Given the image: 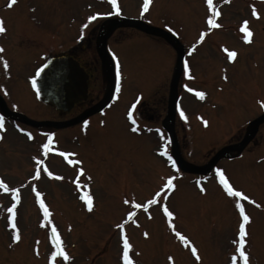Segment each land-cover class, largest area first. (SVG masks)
Segmentation results:
<instances>
[{
	"label": "rangeland",
	"instance_id": "rangeland-1",
	"mask_svg": "<svg viewBox=\"0 0 264 264\" xmlns=\"http://www.w3.org/2000/svg\"><path fill=\"white\" fill-rule=\"evenodd\" d=\"M4 1L7 0H0V5ZM142 4L143 0H117L120 9L118 15L136 17L146 24L160 26L168 31L171 28L170 32L178 36L188 49L186 62L189 76H185L182 71L176 93V105L184 111L186 118H181L175 108L177 119L174 125L175 129L179 126L182 134L179 141L182 156L203 164L221 146L222 138L226 140L232 136V141L239 140L247 120L264 110V0H213L211 9L206 0H149V7L143 12ZM253 8L258 13L257 17L252 15ZM215 11L220 12L218 17L214 16ZM13 12L19 20L16 25L26 27L28 17L21 18L20 12H24V15L28 12L34 20L40 16L49 20L55 14L57 18L52 24L64 21L65 17H68V21L71 19L74 25L69 31L63 30L62 25L59 30L51 28V24L48 27L49 31L46 32H50L49 38L55 36L57 42L67 31L73 39L78 36L79 22L86 14L87 17L94 13L117 14L108 0H15L14 4L0 10L1 15ZM210 15L221 27L212 28L215 29L212 38L208 40L210 35H206L190 52L200 32L207 30L208 34L210 26L206 18ZM245 20L253 34L251 42H245L244 34L240 31V25ZM38 25L46 28L43 20ZM38 25L31 24L33 28ZM119 36L112 37L113 45ZM46 39L42 37L43 45ZM22 41L25 44L27 40L22 38ZM213 44H222L229 51H235L237 56L234 61L229 62L227 56L223 57ZM125 45V49L115 46V50L120 54L118 56L126 72L125 83L129 86L130 94L141 92L147 96L153 91L150 82L155 80L159 70L158 65L152 70L148 67L145 69L147 53L160 50L165 66L157 78H170L175 52L164 40L155 38L151 33L137 32L136 59L130 53L132 63L129 60L128 42ZM55 49L60 50L61 46L55 45ZM31 60H26V66L20 65L18 72H11L16 74V78L10 79L12 83L8 81L7 92L15 95L18 90L16 97L20 102L19 109H29L35 116L42 113L57 118L58 114L52 106L40 105L35 110L30 108L36 104L34 99L30 101L35 94L27 88L20 74L29 75L32 68L43 59H38L28 69L27 64ZM224 76H227L226 80ZM185 85L191 87L193 92L189 93ZM21 86L24 89H18ZM162 91L165 93L166 87ZM197 91L206 93L203 100L195 95ZM127 93L125 87L123 94ZM158 101L160 95L152 103L156 105ZM123 108L124 105L116 108L118 119L114 116L112 119L116 120H110L109 127L98 125L91 128L83 140L80 136H76L75 140L68 139L72 133L77 135L76 127L53 129L57 148L68 153L81 152L78 160L82 164L79 165H65L61 157L41 154L39 146L47 138L43 127H39V130L44 129L39 131L36 127L22 124L32 134L31 140L28 135L25 136L28 132H18L10 125L0 131V180L9 188L17 185L20 190L17 189L20 196L17 202L11 200L10 192L0 189V264H49L48 257L53 250L49 240L52 226L60 234L63 250L69 256L67 261L63 257L55 258L54 264H121L117 228L114 225L122 223L129 211L135 213V227L131 226V221L125 224L134 264H169V256L173 257L174 264H231V256L235 253L232 241L236 238L241 217L235 208L234 199L217 186L215 176L209 174L210 178L201 182L206 189L205 193H201L196 183L192 182L193 174L180 173L176 175V188L167 195L166 200L163 196L158 200L166 203L169 210L174 212L176 230L188 237L197 248L199 261L191 255L190 248L173 237L167 219L157 205H150L146 212L143 208L134 207V204H143L154 194L152 188L157 187L162 181L161 175L166 174L164 162L154 152L165 135L152 128L159 125L155 119L159 121L163 111L155 112V119L149 122L151 127L147 129V135L133 136L125 129L121 115ZM198 116L207 121L205 126L200 125L203 120L198 119ZM181 122L185 127H182ZM259 129L258 136L242 152V157L228 159L226 156L214 164V168L223 170L235 189L257 203L253 204L254 207L249 201L241 200L250 218L245 225L247 243L244 248L249 264H264V121ZM33 157L40 158L54 176L58 175L62 179L51 178L42 169L37 179L29 180L31 169L36 165ZM80 167L84 171L77 176ZM74 181L79 182V190L83 194L93 197L94 208L91 212L85 211L82 206L83 201L79 199L81 193L72 186ZM31 183L36 185V190L42 194L41 198L52 213L50 224H40L43 214L39 205L36 207L32 201L29 191ZM125 199L129 204H124ZM12 204L16 205L12 223L16 224L21 237L15 244L11 240L13 229L9 227L7 212ZM145 231L149 233L148 238L143 235ZM237 264H242V261L238 260Z\"/></svg>",
	"mask_w": 264,
	"mask_h": 264
},
{
	"label": "snow or ice",
	"instance_id": "snow-or-ice-1",
	"mask_svg": "<svg viewBox=\"0 0 264 264\" xmlns=\"http://www.w3.org/2000/svg\"><path fill=\"white\" fill-rule=\"evenodd\" d=\"M108 2L111 4L112 9L119 14L120 9L117 5V0H108ZM222 2H227V0H222ZM15 3V0H7V6H11L12 4ZM206 3L208 4L209 8H212L213 5V0H206ZM149 7V0H143V4L141 5V11H145L147 10ZM101 15H112V12H107V13H94L93 15H89L87 17L88 21H92L94 20L97 16H101ZM220 15L219 11H215L214 12V16L218 17ZM252 15L254 17L258 16V13L256 12L255 8L252 9ZM206 23L209 27V31H211L212 28H220L221 25L216 23L213 16H208L206 18ZM247 21H243L240 25V31L244 34L243 35V40L245 42H251V37H252V32L249 30V28L247 27ZM165 27H168V25H165ZM172 29L169 28V31H171ZM6 31V28L3 25V21L0 20V33H3ZM205 37V31H201L199 34V39L196 40L195 44H193L191 46V48L189 49V51L191 52L197 44L201 43L204 40ZM221 48L223 49L224 52L227 53V59L229 62L234 61L235 57L237 56V53L235 51H229L227 48H224L223 45H221ZM4 50L3 48H0V53H2ZM113 59L116 60L117 58L115 57V55H113ZM0 62H3V57L0 56ZM3 66L6 68L7 64L6 62L3 63ZM45 67V65H41L39 68H37L35 70L36 75L30 77V81L32 83V86L35 88L36 87V76H39L41 74V70ZM184 75L185 76H189V66L188 63L185 62L184 63ZM121 72H120V65L117 62L116 64V91L119 92L120 91V81H121ZM225 80L227 79V76L223 77ZM186 90L191 93L193 92V89L191 87H188L187 85H185ZM195 95L197 97H199V99L203 100L205 98L206 93L203 91H197L195 93ZM113 99H116L115 96H113ZM140 97H137V100H139ZM262 107H264V104H262ZM133 108H135V103H133V105L129 108L128 112H127V118L132 122V127H131V131L133 133L138 131V128L136 126V122L135 120H133ZM177 111L179 112V115L181 118H186L184 111H182L179 106H177ZM198 119L203 120L202 117H197ZM84 125H87L89 123V121L85 120L83 121ZM100 123L103 125L104 121H100ZM203 123L206 125L207 121L203 120ZM3 127V122L2 119H0V128ZM20 131H24L23 129H20ZM159 131V130H157ZM28 139L31 140L33 139L32 134L28 133ZM47 140L42 143L39 147L40 149L43 150L44 154L49 153V151H55L54 149L50 148V145H52L53 142V133H47ZM161 155L167 156V150L162 148L160 149ZM59 155L64 157V159L66 160V162L69 165H79L82 164V161L80 160H76V159H69V153L68 152H64V151H60ZM72 156H75V153L71 154ZM33 160L36 161L37 164H43V161L41 159H38L37 157H33ZM168 162L172 164V167H175V164L172 163L171 157H168ZM84 171V169L82 167L77 169V176H79L80 174H82ZM43 172H45L49 177L51 178H55V179H62V177L53 174V172L49 171L47 167L43 168ZM214 173L215 176L218 180V183L220 186H222V189L224 192H226V194L229 197H232L234 199V205L235 208L239 211V215L241 217L240 223L238 225V231L236 233V238L232 241L233 245L235 246V253L231 256V264H237V261H242V264H249V257L248 254L246 253V251L244 250L245 245L247 243L246 241V223L249 221V216L245 214V210L244 207L241 203V200L243 201H249L250 203L255 204V201H251L250 198L245 195L242 191H239L237 189H235L229 182V178L225 175V173L223 172V170L219 167L214 169ZM41 175V169L37 168L35 170V177H39ZM33 179V177H29V180ZM201 179H205V178H200L196 180V186L198 188V190L201 193H205L206 189L201 185ZM174 177L173 176H167L164 178V183L159 187V189L152 195L151 199L147 200L145 203L143 204H139L136 203L134 204V207L137 209L143 208L145 211H147L149 205H157L161 210L162 213L164 215V217L167 219V226L169 228V230L175 235V237L186 247L190 248L191 251V255L197 260H200V256L198 255V250L197 248L192 245L191 241L188 239V237H186L185 235L181 234V232L177 231L174 224H173V217H174V212L169 210L168 206L165 204H159L158 200L161 196L164 197V199H167V195L170 194L174 188L176 187L174 184ZM74 183L76 184V188L79 189L80 188V184L78 181H74ZM0 189H3L5 192H10L11 194V198L13 201H19L20 196H19V192L17 190L16 187H11L9 188L3 181H0ZM32 191L35 193V199H36V203L39 205V209L43 214V219L40 221L41 226H44L46 224H50V216L52 215V213L50 212L48 206L45 204L44 200L41 198L42 194L36 190V187L33 186ZM236 198H240V199H236ZM79 199L81 201L84 202L86 209L91 212L94 208V203H93V197L89 194H80L79 195ZM124 204H129V201L127 199H125ZM15 204L12 205V207H9L7 209V212L9 213L8 215V221H9V227L13 229L12 233H11V240L12 243L15 244L17 242H19V240L21 239L20 234H19V229H17L16 224L12 223L13 221V209L15 208ZM259 206V205H257ZM135 213L132 211L127 212L126 214V219L128 221H132L133 223H135L133 217H134ZM149 218L150 215H149ZM70 227V226H69ZM114 227H116L117 229H119V236H120V240L122 242L123 245V252H122V262L123 264H134V261L130 258L129 255V250L131 249L132 245L129 243L128 238L125 235L124 232V224L123 222L117 225H114ZM145 238H148L149 233L147 231H145L143 233ZM50 239L53 245V250L50 252V255L48 257L49 260V264H54L55 258L57 257H63V259L65 261H67L69 259L68 254L63 250L62 247V241H61V237L60 234L58 233L57 229L55 226L51 227V232H50ZM34 251H36V254L38 255V251L36 249H34ZM169 264H174L173 261V257L169 256L168 258Z\"/></svg>",
	"mask_w": 264,
	"mask_h": 264
},
{
	"label": "flooded vegetation",
	"instance_id": "flooded-vegetation-1",
	"mask_svg": "<svg viewBox=\"0 0 264 264\" xmlns=\"http://www.w3.org/2000/svg\"><path fill=\"white\" fill-rule=\"evenodd\" d=\"M21 14V13H20ZM7 16L0 15V20L3 21V25L6 28V31L0 33V38L6 37L5 42H0V48H3V52L0 53V56L3 57V62H0V90L3 95L6 97L7 92V84L9 83L10 75L3 74V63L6 62L7 66H19L25 60L31 59V61L35 62L37 59H33L35 56H38L39 49L35 42V30L32 26H29L28 20L26 22V26H18L16 25L19 20L15 18V13H8ZM21 18H25L24 16H20ZM71 27H67L66 30L69 31ZM97 27L93 26L91 29H87L85 34H80L76 36L74 39L70 35V33L66 32L64 40L61 41V45L63 47V53L72 55L77 58L81 65L84 67L86 72L88 73L87 78V96L85 99L77 101L74 103L72 108L68 111H60L56 110L58 118H70L78 114L87 106L96 102L101 95L106 86V80L103 76L102 72H99L103 68V66L108 65V61L104 56L99 59L95 53L92 51V46L99 48L100 46V38L99 36H95ZM18 36V38H17ZM22 38H26V43L23 44ZM110 39V38H109ZM108 39V42H109ZM94 41V44H93ZM52 46H55V41H52ZM99 66V67H98ZM3 76V77H2ZM13 79L16 78V74L11 76ZM26 80L30 78V74L25 76ZM6 83L4 87L3 84ZM12 83V81H11ZM132 100V99H131ZM162 100L164 101V97L162 96ZM35 102V101H34ZM33 107H30L35 110L37 106H39L38 102H35ZM163 106V103H162ZM159 106H153L154 109L158 110L162 108ZM144 109V105H139V109ZM29 116H34L30 111H28ZM14 119H18L14 117ZM84 121V120H83ZM81 121V124H83ZM78 124V123H77ZM76 124V125H77ZM80 124V123H79ZM75 126V125H74ZM78 126V125H77Z\"/></svg>",
	"mask_w": 264,
	"mask_h": 264
},
{
	"label": "water",
	"instance_id": "water-1",
	"mask_svg": "<svg viewBox=\"0 0 264 264\" xmlns=\"http://www.w3.org/2000/svg\"><path fill=\"white\" fill-rule=\"evenodd\" d=\"M108 23H109L108 31L111 30L114 26L119 24L140 27V22L135 19H125L123 21L110 20L108 21ZM141 29L143 31L158 30L161 33V35L168 36L166 32L159 30L158 28L153 26H142ZM105 36L106 34L104 35V38ZM175 49L177 52L176 66H175V72L173 78L171 80V85L168 95V115L170 117H172L173 104H174L173 94L178 76V71L180 70L183 61L181 55V45L176 46ZM44 65L45 67L41 70V74L37 76L38 80L36 83L37 88L40 90L39 93L41 96H43L44 100L52 102L58 108L67 109L70 107V105L73 103L74 100L80 97H84L85 89H86V85H85L86 74L76 60L72 59L69 56L60 55V56L51 57ZM107 73L111 81V86L109 90V92L111 93L113 89V82L115 80V75L111 68H108ZM91 111H92L91 109L85 111L83 114L80 115V117L86 115ZM263 117H264V113H262L260 116H258L255 119V123L257 124ZM70 122L71 121H61V122H53V123L62 125ZM255 128L256 125L253 128L252 133L255 130ZM249 137L244 138L241 141L239 148H241L244 145V143L249 139ZM171 138L173 141V150H175L173 136ZM222 152L223 151H221L219 154H221ZM173 155H174V159L181 166H184L180 162V159L176 155L175 151Z\"/></svg>",
	"mask_w": 264,
	"mask_h": 264
}]
</instances>
